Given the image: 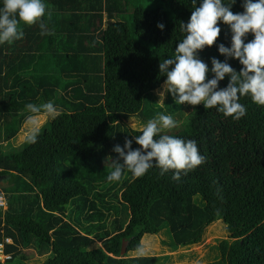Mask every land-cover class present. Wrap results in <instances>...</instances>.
Masks as SVG:
<instances>
[{
  "label": "trees",
  "instance_id": "obj_1",
  "mask_svg": "<svg viewBox=\"0 0 264 264\" xmlns=\"http://www.w3.org/2000/svg\"><path fill=\"white\" fill-rule=\"evenodd\" d=\"M160 1L164 7L151 10L141 0H44L54 35L21 22L24 37L0 45V193L8 199L0 241L13 240L5 264H158L157 256H130L146 235L167 228L164 244L187 247L221 219L229 238L217 247L220 264H264V106L250 97L240 99L247 112L239 120L200 104L169 134L195 140L205 157L179 180L153 167L140 178L125 172L107 181L114 146L140 134L130 118L183 115L173 99L159 105L156 91L166 79L159 64L183 39L179 26L191 15V0ZM232 10L243 11L240 0ZM221 29L218 42L228 44L230 30ZM213 56L224 59L216 46L201 52L209 66ZM48 101L59 114L39 128L36 142L27 136L4 150L2 143L38 114L25 106ZM31 247L50 256L31 262L24 252Z\"/></svg>",
  "mask_w": 264,
  "mask_h": 264
},
{
  "label": "clouds",
  "instance_id": "obj_2",
  "mask_svg": "<svg viewBox=\"0 0 264 264\" xmlns=\"http://www.w3.org/2000/svg\"><path fill=\"white\" fill-rule=\"evenodd\" d=\"M236 3L237 0H191V15L179 26L183 39L176 44L172 55L161 59L159 64L160 75L166 76L157 93L160 98L170 94L176 105L215 107L233 120L246 115L247 109L240 103L242 97H250L253 103L264 106V0H240L243 11L233 12ZM51 15L44 0H0V45H10L24 37L21 22L38 24L41 35H54L45 20ZM222 24L230 30L228 44L218 42ZM157 27L163 31L165 24L158 23ZM212 46L217 47L224 59L213 56L209 66L201 58V52ZM233 59L242 66L239 70L231 65ZM226 77L228 83L221 87ZM25 107L31 113L44 111L52 118L59 114L52 101L40 105L29 103ZM31 123L28 139L34 143L39 125L35 120ZM177 124L171 115L159 112L140 127L139 135L126 137L123 146L116 144L113 151L118 157L113 159L107 181L118 182L125 172L140 178L153 167H158L161 175L172 171V178L179 180L182 173L200 166L205 157L195 140L166 134V130L176 128ZM133 143L140 147L133 148ZM0 194L6 197L7 209V196L4 192Z\"/></svg>",
  "mask_w": 264,
  "mask_h": 264
},
{
  "label": "rangeland",
  "instance_id": "obj_3",
  "mask_svg": "<svg viewBox=\"0 0 264 264\" xmlns=\"http://www.w3.org/2000/svg\"><path fill=\"white\" fill-rule=\"evenodd\" d=\"M140 5L151 10L164 7V4L160 0H141ZM130 17L131 14L128 15L129 20L131 19ZM159 90L160 89L156 91V94ZM172 99V96L169 94L166 98L159 97L158 103L164 107L166 102ZM194 107L195 106L188 105L187 103L181 105V112L183 115H173L170 112H163L166 115L174 116L173 118L178 122L177 127L171 130H166V134H174L181 131L183 125L182 122ZM51 118L52 117L46 112L30 115L23 122L21 130L17 136L11 141L3 142L1 145L2 148L6 151H10L12 148L19 147L32 132L33 124L31 121H37L40 128ZM147 121L142 120L139 117H132L128 122L132 127L140 129V127L146 124ZM3 181H6L5 184L8 182L7 180ZM5 184L3 183V185H1L5 186ZM227 238H229V233L226 229V223L221 219L213 222L206 228L201 242L187 247L172 249L163 243V241L170 242V234L167 228H163L157 235H146L142 240L144 247L137 252L130 253V256H157L159 257L158 264H220L219 250L217 247L222 240ZM95 245L101 246L102 243L96 242ZM24 252L31 257L30 261L34 263L43 262L48 256H50V252L39 254L33 247L24 249Z\"/></svg>",
  "mask_w": 264,
  "mask_h": 264
},
{
  "label": "built area",
  "instance_id": "obj_4",
  "mask_svg": "<svg viewBox=\"0 0 264 264\" xmlns=\"http://www.w3.org/2000/svg\"><path fill=\"white\" fill-rule=\"evenodd\" d=\"M7 206V200L5 195L0 194V207L5 208ZM13 240L10 237H4L2 241H0V262L5 264L8 260L12 258V254L6 251L7 244L12 243Z\"/></svg>",
  "mask_w": 264,
  "mask_h": 264
},
{
  "label": "water",
  "instance_id": "obj_5",
  "mask_svg": "<svg viewBox=\"0 0 264 264\" xmlns=\"http://www.w3.org/2000/svg\"><path fill=\"white\" fill-rule=\"evenodd\" d=\"M127 252V241H123L121 254L124 255Z\"/></svg>",
  "mask_w": 264,
  "mask_h": 264
},
{
  "label": "crops",
  "instance_id": "obj_6",
  "mask_svg": "<svg viewBox=\"0 0 264 264\" xmlns=\"http://www.w3.org/2000/svg\"><path fill=\"white\" fill-rule=\"evenodd\" d=\"M5 209V208H4Z\"/></svg>",
  "mask_w": 264,
  "mask_h": 264
}]
</instances>
